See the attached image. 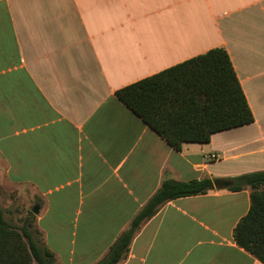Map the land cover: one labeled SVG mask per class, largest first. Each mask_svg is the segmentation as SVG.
I'll return each instance as SVG.
<instances>
[{
	"label": "crops",
	"instance_id": "crops-1",
	"mask_svg": "<svg viewBox=\"0 0 264 264\" xmlns=\"http://www.w3.org/2000/svg\"><path fill=\"white\" fill-rule=\"evenodd\" d=\"M222 48L251 124L174 150L115 96ZM264 171V0H0V173L56 264H96L164 180ZM250 190L166 203L119 264H263L233 230ZM43 244V243H42Z\"/></svg>",
	"mask_w": 264,
	"mask_h": 264
},
{
	"label": "trees",
	"instance_id": "trees-1",
	"mask_svg": "<svg viewBox=\"0 0 264 264\" xmlns=\"http://www.w3.org/2000/svg\"><path fill=\"white\" fill-rule=\"evenodd\" d=\"M115 96L176 151L185 143L206 144L213 134L254 120L229 55L222 48L123 87ZM232 182L230 191L250 190V208L233 230L234 242L264 264V171L241 175ZM212 190L209 178L164 180L96 264H119L135 234L166 203ZM34 218L29 212L25 225L17 228L5 219L0 207V264H56L54 254L35 240L40 235Z\"/></svg>",
	"mask_w": 264,
	"mask_h": 264
},
{
	"label": "rangeland",
	"instance_id": "rangeland-1",
	"mask_svg": "<svg viewBox=\"0 0 264 264\" xmlns=\"http://www.w3.org/2000/svg\"><path fill=\"white\" fill-rule=\"evenodd\" d=\"M5 184L6 182L3 175L0 173V207L8 222L17 228H21L25 225V219L28 216L27 211L29 210L28 205H30L31 202L25 197L23 198L18 189L12 187L8 189L5 187ZM35 229H37V227H35ZM39 235L40 237L38 234L35 235V240L44 245V236L41 232H39Z\"/></svg>",
	"mask_w": 264,
	"mask_h": 264
},
{
	"label": "water",
	"instance_id": "water-1",
	"mask_svg": "<svg viewBox=\"0 0 264 264\" xmlns=\"http://www.w3.org/2000/svg\"><path fill=\"white\" fill-rule=\"evenodd\" d=\"M213 187L217 190L228 189L233 185L232 181L229 180H214L212 181ZM31 212L36 214L38 212V207H34Z\"/></svg>",
	"mask_w": 264,
	"mask_h": 264
}]
</instances>
